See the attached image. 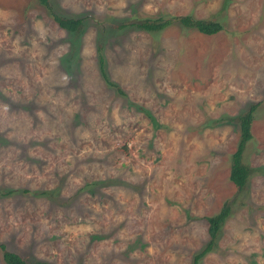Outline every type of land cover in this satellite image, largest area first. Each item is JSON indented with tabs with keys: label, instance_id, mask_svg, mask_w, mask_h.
Masks as SVG:
<instances>
[{
	"label": "rangeland",
	"instance_id": "rangeland-1",
	"mask_svg": "<svg viewBox=\"0 0 264 264\" xmlns=\"http://www.w3.org/2000/svg\"><path fill=\"white\" fill-rule=\"evenodd\" d=\"M49 1L91 17L79 36L38 0H0V245L50 264H192L230 203L199 264H264V0ZM187 15L222 31L115 28ZM250 104L240 193L234 119Z\"/></svg>",
	"mask_w": 264,
	"mask_h": 264
},
{
	"label": "trees",
	"instance_id": "trees-1",
	"mask_svg": "<svg viewBox=\"0 0 264 264\" xmlns=\"http://www.w3.org/2000/svg\"><path fill=\"white\" fill-rule=\"evenodd\" d=\"M40 5H42L52 17L53 21L57 24L58 28L63 30L65 33L72 36H79L82 32L85 21L89 20L91 17H67L61 16L54 12L53 7L49 0H38ZM174 22H177L180 26L186 29L196 30L198 33L212 36L216 35L222 31V26L217 22H212L208 20H201L193 18L192 16H180V17H169V18H157V19H145L137 22H126L122 20L115 25L116 29L122 30L125 28H136L145 32H159L168 27H170ZM73 48H76L73 46ZM72 48V50H73ZM102 47H98V63L99 71L104 80V82L111 88L115 89L118 94L121 95V90L118 86L110 82L105 74L104 70V58L101 55ZM74 57L71 56V59ZM124 95V94H123ZM257 109V104H250L249 107L236 116L234 119L239 126V139L236 146V150L231 155V166L229 173L230 182L237 188L238 192H242L247 183L248 178L252 173V170L244 163V152L247 143L252 139L251 125L254 120V113ZM27 191H25L26 193ZM10 192L4 193L0 192V197H5L9 195ZM40 196L46 197L51 200V191H44ZM232 213V205L230 203L223 204L220 211L211 217H206L208 229V241L206 244L197 251L192 258V264H199L200 260L206 255L213 253L218 247V242L220 240V234L222 232L224 224L230 218ZM2 261L4 264H50L43 262L41 260H26L23 259L19 254L9 252L5 249L3 245H0Z\"/></svg>",
	"mask_w": 264,
	"mask_h": 264
}]
</instances>
